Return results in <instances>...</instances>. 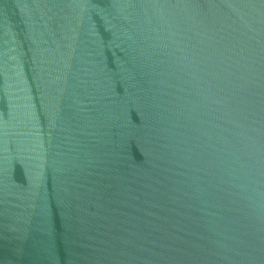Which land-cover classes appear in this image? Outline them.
<instances>
[{"label":"water","instance_id":"1","mask_svg":"<svg viewBox=\"0 0 264 264\" xmlns=\"http://www.w3.org/2000/svg\"><path fill=\"white\" fill-rule=\"evenodd\" d=\"M0 264H264V0H0Z\"/></svg>","mask_w":264,"mask_h":264}]
</instances>
